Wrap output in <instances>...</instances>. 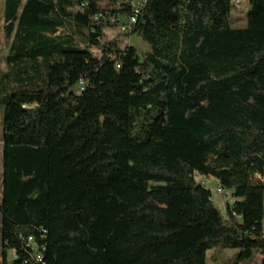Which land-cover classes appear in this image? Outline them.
I'll return each mask as SVG.
<instances>
[{
  "label": "trees",
  "instance_id": "obj_1",
  "mask_svg": "<svg viewBox=\"0 0 264 264\" xmlns=\"http://www.w3.org/2000/svg\"><path fill=\"white\" fill-rule=\"evenodd\" d=\"M104 1L5 0L0 264H264V0Z\"/></svg>",
  "mask_w": 264,
  "mask_h": 264
},
{
  "label": "rangeland",
  "instance_id": "obj_2",
  "mask_svg": "<svg viewBox=\"0 0 264 264\" xmlns=\"http://www.w3.org/2000/svg\"><path fill=\"white\" fill-rule=\"evenodd\" d=\"M26 0H23L25 2ZM141 0H135V2H139ZM4 3L5 0H0V48L2 49L3 55L7 54V49L5 48V42L3 38V11H4ZM117 6L116 0H105L101 8L103 10H115ZM250 10V3L248 0H242L240 6L237 4V0H232V11H231V26L235 29H244L247 27V16ZM105 39L106 40H115L118 39L121 47H125L127 45H131L136 47L139 52L142 54L147 50L146 44H144L137 37H127L123 36L121 29L119 26L110 27L105 30ZM5 71V64L3 60L0 61V72ZM3 116L0 115V139L3 137ZM197 182L201 183L209 190H214L217 187L215 181L210 178H205L202 176L196 177ZM228 202V196H217L214 199V204L217 206L222 213L227 217L226 213V204ZM1 247V243H0ZM240 251L238 249H226L222 247L214 248L207 252L206 264H260L261 256L259 253H255L252 260H241L238 258ZM9 260L14 259V252H10L8 256Z\"/></svg>",
  "mask_w": 264,
  "mask_h": 264
},
{
  "label": "built area",
  "instance_id": "obj_3",
  "mask_svg": "<svg viewBox=\"0 0 264 264\" xmlns=\"http://www.w3.org/2000/svg\"><path fill=\"white\" fill-rule=\"evenodd\" d=\"M142 1V0H141ZM242 3V0H237V4L238 6H240ZM138 14V10L135 11V14L129 18H124L122 21L119 20V24H120V29L122 33H126L128 32L132 26L136 23V16ZM112 21H114V19H112ZM215 183L217 184L216 189L211 190V197L212 200H214L217 196H228V202L230 204L234 203V199L232 198L231 194L229 192H227L219 183V181L215 180ZM38 260L41 261L42 258L39 256Z\"/></svg>",
  "mask_w": 264,
  "mask_h": 264
},
{
  "label": "crops",
  "instance_id": "obj_4",
  "mask_svg": "<svg viewBox=\"0 0 264 264\" xmlns=\"http://www.w3.org/2000/svg\"><path fill=\"white\" fill-rule=\"evenodd\" d=\"M210 179H212L213 181H215L213 178H210Z\"/></svg>",
  "mask_w": 264,
  "mask_h": 264
}]
</instances>
